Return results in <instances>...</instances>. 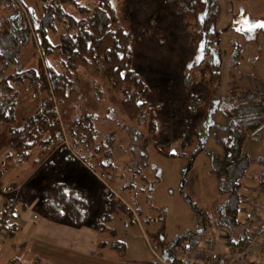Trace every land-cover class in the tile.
I'll list each match as a JSON object with an SVG mask.
<instances>
[{
	"label": "rangeland",
	"instance_id": "rangeland-1",
	"mask_svg": "<svg viewBox=\"0 0 264 264\" xmlns=\"http://www.w3.org/2000/svg\"><path fill=\"white\" fill-rule=\"evenodd\" d=\"M15 1L17 4L36 6L35 0ZM110 1L119 24L133 34L130 42L131 67L148 88L145 101L153 110L156 125L154 136L147 133V114L130 121L120 107V93L109 88L107 78L101 71L93 66L82 67L76 78L78 88L71 93L66 103L57 107L58 128L61 131V139L58 140L61 141V147L52 151L50 145L45 152H42L43 149L39 145L31 148L29 157L36 158L37 162L31 159L20 161L13 157L8 158L11 156L7 154L9 148L4 143L7 137L6 126H21L41 98V95H32L24 83L18 87V103L13 112V123L0 124V182L4 184L8 180L16 179L23 184V191H27L31 187L39 186L41 178L45 181H75V185L87 193L91 218L96 217L102 202V211L106 210L112 216L117 236L124 242L123 254L119 253L123 259L130 260L133 264L132 261L170 264V261L163 259L168 260L175 255L169 248L172 239L192 232L190 225H193L192 216H196V208L203 209L202 202L206 196L217 192L207 156L199 152L192 159L190 157V160L187 155L190 151L182 146L185 143L191 150L193 144L198 143L195 133L185 121L186 107L190 100L189 92L194 95L190 104H200V98L205 94L214 101L216 107V97L223 95L231 84L241 87H264V0H215L211 8L198 14L195 23L168 18L161 10L162 0ZM77 2L90 7L95 0ZM5 3L9 4V0H0V17L10 13V8ZM16 3L12 2L14 6ZM66 10L77 15L69 5ZM56 26V31L49 33L52 41L56 40L61 31V26ZM238 49L239 56L236 54ZM38 56L39 52L29 42L21 49L19 60L25 67L35 66ZM49 61L56 63L52 58ZM201 70L204 77L202 87L195 81L200 77ZM186 80L191 82L185 84ZM97 88L100 90L99 96L95 93ZM211 110L214 111L213 108ZM77 112L93 115L98 132L96 142H104L108 136L112 137V157L116 163L113 171L103 168L106 172L104 173L95 163V159L85 156V152L71 144L68 146L70 136L66 125L69 123V116ZM195 119L199 123L195 116L189 121L194 123ZM212 122L214 125L207 137L201 138L203 142L199 141L204 143L207 149L218 153L220 145L217 139L224 133L228 118L217 109L212 114ZM48 133L44 132L41 139ZM159 144H163L169 153H174L173 159L156 152L155 146ZM244 147L251 162L255 157L264 155V126L256 135L249 134L246 137ZM63 157H68V160ZM186 160L196 163L199 169L198 183L202 187L195 192L197 194L192 190L195 185L189 182L191 194L185 188L186 183L180 181V166ZM36 165L38 168H35ZM153 168L163 172L162 182L156 183V180L152 179ZM70 169H73L72 178L67 174ZM134 169L138 170V174L146 176L147 181L133 173ZM246 174L249 179L255 180L254 174ZM75 175H78L76 179ZM130 180L132 185L126 189L116 185L117 182ZM19 187L17 186L14 193H10L9 200L14 197L18 199ZM186 194L191 199L184 197ZM117 200L132 208L137 216L158 214L160 234L165 235V238L160 240L159 247L147 232L146 235L141 234L137 227L129 229L124 226V215L117 208ZM143 200L144 207L140 209L139 214L136 208ZM14 207L15 203L13 214ZM205 209L209 211L210 208ZM8 233V227L0 228V264H31L32 257L25 247L26 240L17 239V236L9 237ZM217 235L218 241L224 238V235ZM101 252L105 253L103 250ZM161 260L165 263H161Z\"/></svg>",
	"mask_w": 264,
	"mask_h": 264
},
{
	"label": "trees",
	"instance_id": "trees-1",
	"mask_svg": "<svg viewBox=\"0 0 264 264\" xmlns=\"http://www.w3.org/2000/svg\"><path fill=\"white\" fill-rule=\"evenodd\" d=\"M214 1L162 0L161 10L172 20L195 23L198 14L204 9L211 8ZM12 2L16 3L15 0H9V4L5 3L9 6L10 13L0 17V124L13 123L20 85L25 83L26 89L32 95H41V98L21 126H6L5 145L9 148L7 152L9 156L26 159L30 149L36 145L48 149L50 145L54 148L59 142L61 131L58 128L57 107L66 103L71 93L78 88L76 78L82 67L93 66L101 71L107 78L109 88L120 93V107L130 121L147 114V133L154 136L156 125L153 110L145 101L148 88L131 67L130 42L133 34L119 24L110 0H95L90 7L76 0H35L36 6L33 7L26 3H16L14 6ZM68 5L74 8L77 15L66 10ZM56 25L61 26V31L57 34L56 40L52 41L49 33L56 31ZM29 42L37 49L39 56L35 66L25 67L19 60V54ZM239 52V49L236 50L237 56ZM50 58L55 59L56 63L52 64ZM203 79L201 70L200 77L195 81L202 87ZM184 82L189 84L191 80ZM95 93H100V90L97 88ZM193 96L189 92L190 100L186 107L185 121L198 140L194 153L204 149L202 139L207 137L214 125L212 114L218 109L228 118L224 133L217 139L221 151L214 153L211 150H204L219 198L211 205L209 211L196 208L194 214L199 232L196 230L193 234L175 237L170 247L173 250V247L181 244L183 240L194 242L204 230L211 227L223 231L227 243L238 245L243 243L247 234V225L245 226V222L238 218L243 200L240 192L251 164L244 142L249 134L256 135L264 126V87L263 85L241 87L231 84L223 95L216 97L215 102L218 104L216 107L214 101L205 94L203 97L201 95L200 104H190ZM194 116L198 118L199 123L196 119L194 123L189 121ZM66 131L70 136L69 147L71 144L85 152V156L95 159L100 168L111 172L114 143L113 140L110 141V136L104 142H96L98 132L93 115L86 112L75 113ZM44 132L49 133L41 139ZM52 142L54 143L51 144ZM155 150L164 157L175 156L174 153H169L163 144L156 145ZM257 163L262 164V159L260 158ZM188 168L187 163L181 166V180L185 178ZM262 174L260 170L258 172L260 185L264 183ZM40 195L43 196L41 202L43 211L49 218L66 220L73 225L86 222L87 198L84 191L67 186L63 182H54L42 190ZM10 201H5L3 218L12 215L4 214ZM117 203L121 211L131 219L133 210L120 200ZM101 224L102 221L99 220L93 222L92 226L100 229ZM240 225H243L242 230L236 231ZM8 232L11 233L10 230ZM160 233V228L151 232V240L155 241L158 247ZM195 234H198L197 237ZM235 239L236 243L233 241ZM113 245L123 250L121 241H115ZM170 264L186 263L181 258L173 256Z\"/></svg>",
	"mask_w": 264,
	"mask_h": 264
},
{
	"label": "crops",
	"instance_id": "crops-1",
	"mask_svg": "<svg viewBox=\"0 0 264 264\" xmlns=\"http://www.w3.org/2000/svg\"><path fill=\"white\" fill-rule=\"evenodd\" d=\"M77 1V0H76ZM91 114V113H90ZM72 116H69V123L71 122ZM95 120V119H94ZM69 123L66 125H69ZM2 129V128H1ZM113 132V131H111ZM109 132V134H112ZM108 135V134H107ZM3 136H5L3 134ZM6 139V138H5ZM112 137L110 138V141H112ZM192 141V139H191ZM5 143V141H4ZM184 143V142H183ZM61 141L56 143L54 148H52V151H56L61 147ZM184 143L182 146L186 147L188 151L192 152L194 150V147L190 150L189 145H186ZM6 146V145H5ZM42 152H45L47 148H43ZM202 150L196 152L193 156H191V159L201 153L203 155L207 156L204 152V150H209L205 147V144L203 143ZM245 148V147H244ZM220 151L221 148L219 147ZM246 150V148H245ZM219 151V152H220ZM247 151V150H246ZM7 152V149H6ZM189 152V153H190ZM218 152V153H219ZM188 153V154H189ZM214 153H216L214 151ZM248 153V152H247ZM249 156V154H248ZM8 157V156H6ZM3 158V156L1 157ZM12 158V157H8ZM15 160H28L31 159V161L37 162V159L34 157H27L26 159H19L17 157H13ZM190 158V157H189ZM250 158V156H249ZM262 159V164L257 163L259 159ZM64 160H68V157H63ZM173 159V157H171ZM190 159V160H191ZM208 161V159H207ZM112 162V169L115 168V161L113 160V157L111 159ZM251 162V160H250ZM189 165V168L186 172V176L184 179L180 181H183L186 183V189L192 194V192L189 190V182L194 186L192 190L194 193L198 191V188L201 189L202 185L198 183L199 178V169L196 167V163H192L191 161L187 162ZM144 166L146 165L143 164ZM38 165H36L35 168ZM182 166V165H181ZM180 166V170H181ZM103 171V167L101 168ZM262 171V178L264 180V155L261 157H255L252 159V162L250 164L249 170L247 172H250L254 174L256 177L255 180H251L248 178V175L244 177L243 184L252 185V186H259V178H258V172ZM135 174H138V170H133ZM32 172V171H31ZM104 172V171H103ZM105 173V172H104ZM162 171H157L155 168H153L151 174L153 180H156V183L162 182ZM68 176L72 178L73 169H70L67 172ZM139 178L143 181H147L146 176H143L141 174H138ZM78 175L74 176V179H76ZM164 180V179H163ZM114 182L115 180L112 179ZM54 182H63L67 186H72L74 188L80 189L85 192L86 198L87 193L84 189H82L79 186L75 185V181H70L72 183H68L64 180H54V179H48V180H40V185L31 187L27 191H23L22 187L23 184H21L20 181L13 179L11 181H7L6 183L0 182V218L3 217V208L10 199V193H14L17 188L19 187V191L17 193H20L18 196V199L15 202V213L13 215L6 216L4 226L9 227L8 230L11 231V233L8 235L9 237H15L17 236V239L24 238L26 240V249L28 251V254L32 257L31 264H34V262H38L39 264H133L130 260H125L120 254H123L124 251V242L121 240L119 236H117V231L115 227L113 226V219L108 212L102 211V203L101 208L98 209L96 213L95 218L90 217L89 209H88V199H87V218L86 222L80 225H73L69 223L66 220H54L49 218L43 211L41 202H42V195H40V192L42 190H45L48 185L53 184ZM10 184V185H9ZM118 188L126 189L127 187H131L132 183L130 181L125 182H117L116 183ZM262 190L259 194V198L263 201L264 204V183L263 185H260ZM197 194V193H195ZM194 194V195H195ZM104 201L106 199V196L104 194ZM184 197H189L187 194ZM190 198V197H189ZM219 198L217 192L215 194H209L206 196V199H204V202H202L203 208L209 207L212 208L211 205H213L216 201V199ZM191 199V198H190ZM6 201V202H5ZM107 201V200H106ZM109 201V200H108ZM118 200L116 201L117 208L120 210V212L124 215L123 218V224L125 227H128L129 229L133 227H137L139 232L141 234H147L151 235V232L155 231L156 229L160 228V221L157 220L158 214L153 215H144V216H137L135 214V211L133 210V216L131 219H128V216L125 215L121 209L118 207ZM106 205V202H104V206ZM245 203L242 200L240 212L238 213V218L245 222V226L248 223V218L246 215V212L244 211ZM144 207V200L140 205L137 206V210L140 214V209ZM16 208V209H15ZM107 208V205L105 206ZM98 216V217H97ZM259 216H264V206L259 212ZM194 218L193 225H190V229L192 232L190 234H193L198 230V223L196 217L192 216ZM151 218V219H148ZM148 219V220H147ZM102 221L101 228H95L92 226L93 222L96 221ZM190 222V219L187 221ZM137 224V225H135ZM147 226H145V225ZM156 224L158 225L156 227ZM150 225V226H149ZM150 227V229H149ZM243 225L238 226V229H235L236 231L242 230ZM161 231V230H160ZM222 236V235H221ZM160 239L163 240L165 238V235L160 234ZM198 238V237H197ZM121 241L123 244V250H120L117 245H113L115 241ZM146 240V238H145ZM173 240V239H172ZM226 238H220L218 241L217 250L221 253L219 255V259L216 262H213L212 264H233V261L229 258L228 252L232 250L233 248H240L243 243L238 245H233L226 242ZM234 243L237 242V240H233ZM171 245V244H170ZM171 249V247L169 246ZM101 250H103L105 253H102ZM172 250V249H171ZM120 253V254H119ZM175 257H178L174 255ZM179 258V257H178ZM164 261H170V259H163ZM257 261H263L264 262V252L262 251H255L252 256L251 262L249 264H256ZM134 264H151L152 262L145 263H136L139 261H132ZM157 264V263H152Z\"/></svg>",
	"mask_w": 264,
	"mask_h": 264
},
{
	"label": "built area",
	"instance_id": "built-area-1",
	"mask_svg": "<svg viewBox=\"0 0 264 264\" xmlns=\"http://www.w3.org/2000/svg\"><path fill=\"white\" fill-rule=\"evenodd\" d=\"M260 186L242 184L241 195L245 203L247 234L240 248L232 249L228 252L229 258L233 264H249L255 251L264 252V216H259L263 208V201L259 198L261 192ZM16 189V188H15ZM15 197L6 206L4 214H13V204ZM4 218H0V228L4 227ZM224 235L223 231L216 228H207L200 234L194 242L184 240L181 244L175 245L173 251L176 256L181 258L186 264H212L218 261L221 254L217 250L218 235ZM179 253V254H178ZM161 263H165L161 260ZM167 264V262L165 263ZM256 264H264L263 261H257Z\"/></svg>",
	"mask_w": 264,
	"mask_h": 264
},
{
	"label": "flooded vegetation",
	"instance_id": "flooded-vegetation-1",
	"mask_svg": "<svg viewBox=\"0 0 264 264\" xmlns=\"http://www.w3.org/2000/svg\"><path fill=\"white\" fill-rule=\"evenodd\" d=\"M192 133H193V132H192ZM109 138H110V137H109ZM109 138H108V139H109ZM196 144H197V143H196ZM202 146H203V144H202ZM195 147H197V146L195 145ZM195 147H194V148H195ZM193 151H194V150H193ZM193 151L190 152L189 155L187 154V155H188V158L191 157V156H193V155L196 153V152L194 153ZM199 151H200V150H199ZM197 152H198V151H197ZM189 159H190V158H189ZM187 162H188V160H186L185 163H187ZM185 163H184V164H185ZM184 164H182V165H184ZM187 165H188V163H187Z\"/></svg>",
	"mask_w": 264,
	"mask_h": 264
},
{
	"label": "water",
	"instance_id": "water-1",
	"mask_svg": "<svg viewBox=\"0 0 264 264\" xmlns=\"http://www.w3.org/2000/svg\"><path fill=\"white\" fill-rule=\"evenodd\" d=\"M198 232H199V230H198Z\"/></svg>",
	"mask_w": 264,
	"mask_h": 264
}]
</instances>
